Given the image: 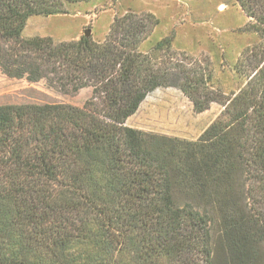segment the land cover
Wrapping results in <instances>:
<instances>
[{
	"label": "trees",
	"instance_id": "16d2710c",
	"mask_svg": "<svg viewBox=\"0 0 264 264\" xmlns=\"http://www.w3.org/2000/svg\"><path fill=\"white\" fill-rule=\"evenodd\" d=\"M83 1L0 0L3 74L92 88L82 106L0 105V264H264V0H235L258 41L225 97L172 61L171 37L140 50L150 12L114 17L102 41L22 35ZM162 86L223 109L194 140L127 126Z\"/></svg>",
	"mask_w": 264,
	"mask_h": 264
},
{
	"label": "rangeland",
	"instance_id": "374dc122",
	"mask_svg": "<svg viewBox=\"0 0 264 264\" xmlns=\"http://www.w3.org/2000/svg\"><path fill=\"white\" fill-rule=\"evenodd\" d=\"M148 12L159 22L140 44L141 51L164 37H171L169 57H173L172 61L180 58L189 68L203 72V87L209 95L225 97L244 86L245 77L236 71V63L242 51L255 44L258 37L249 30L250 20L235 0H89L69 5L66 13L29 17L22 35L50 36L54 42H60L77 40L90 29L89 36L102 41L114 17ZM161 57L166 60L168 55ZM91 93L90 86L76 92H61L44 79L29 82L25 78L8 77L0 70V105L82 106ZM222 109L218 102L212 101L206 110L196 112L181 90L162 86L145 96L125 124L145 132L194 140Z\"/></svg>",
	"mask_w": 264,
	"mask_h": 264
},
{
	"label": "water",
	"instance_id": "95a60500",
	"mask_svg": "<svg viewBox=\"0 0 264 264\" xmlns=\"http://www.w3.org/2000/svg\"><path fill=\"white\" fill-rule=\"evenodd\" d=\"M84 35H85L86 37H88V36L90 35V29H86V30L84 31Z\"/></svg>",
	"mask_w": 264,
	"mask_h": 264
}]
</instances>
